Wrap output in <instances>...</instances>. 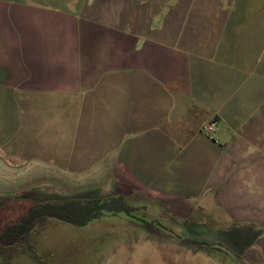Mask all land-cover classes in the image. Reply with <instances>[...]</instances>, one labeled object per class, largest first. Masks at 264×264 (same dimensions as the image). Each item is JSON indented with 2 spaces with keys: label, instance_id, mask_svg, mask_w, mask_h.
<instances>
[{
  "label": "crops",
  "instance_id": "obj_1",
  "mask_svg": "<svg viewBox=\"0 0 264 264\" xmlns=\"http://www.w3.org/2000/svg\"><path fill=\"white\" fill-rule=\"evenodd\" d=\"M44 188L181 227L211 202L264 264V0H0V196Z\"/></svg>",
  "mask_w": 264,
  "mask_h": 264
},
{
  "label": "rangeland",
  "instance_id": "obj_2",
  "mask_svg": "<svg viewBox=\"0 0 264 264\" xmlns=\"http://www.w3.org/2000/svg\"><path fill=\"white\" fill-rule=\"evenodd\" d=\"M47 191L1 195L0 234L20 221L34 205L31 200L49 201ZM212 204L200 203L199 228L171 226L157 221L156 211L149 215L144 210L106 213L85 226L49 218L37 224L27 240L3 244L0 264H259L257 254L262 253L252 251L256 237L251 234L259 235L260 228L235 224Z\"/></svg>",
  "mask_w": 264,
  "mask_h": 264
},
{
  "label": "trees",
  "instance_id": "obj_3",
  "mask_svg": "<svg viewBox=\"0 0 264 264\" xmlns=\"http://www.w3.org/2000/svg\"><path fill=\"white\" fill-rule=\"evenodd\" d=\"M18 223L8 226L0 234V243L12 245L27 240L37 224L54 218L76 226H85L106 213L131 214L133 208L126 204L122 195L113 197H70L35 202Z\"/></svg>",
  "mask_w": 264,
  "mask_h": 264
},
{
  "label": "built area",
  "instance_id": "obj_4",
  "mask_svg": "<svg viewBox=\"0 0 264 264\" xmlns=\"http://www.w3.org/2000/svg\"><path fill=\"white\" fill-rule=\"evenodd\" d=\"M218 128H219L218 122L216 120H211L203 126L202 131L209 138L214 139Z\"/></svg>",
  "mask_w": 264,
  "mask_h": 264
},
{
  "label": "flooded vegetation",
  "instance_id": "obj_5",
  "mask_svg": "<svg viewBox=\"0 0 264 264\" xmlns=\"http://www.w3.org/2000/svg\"><path fill=\"white\" fill-rule=\"evenodd\" d=\"M3 244H5V243H0V248H2V247H6V246H3ZM6 245V244H5Z\"/></svg>",
  "mask_w": 264,
  "mask_h": 264
}]
</instances>
